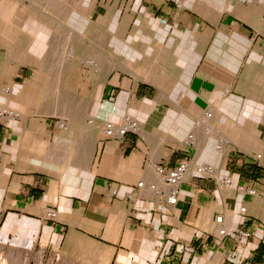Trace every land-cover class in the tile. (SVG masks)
<instances>
[{
  "label": "crops",
  "instance_id": "0c3cea01",
  "mask_svg": "<svg viewBox=\"0 0 264 264\" xmlns=\"http://www.w3.org/2000/svg\"><path fill=\"white\" fill-rule=\"evenodd\" d=\"M207 1L139 0L130 66L92 53L98 69L69 58L47 70L54 27L41 24V87L0 67V105L23 113L0 120L8 236L54 239L98 264H264V198L238 189L264 191V0ZM128 113L138 130L107 136ZM185 157L171 204L151 188L163 186L155 167ZM218 215L251 237L220 238Z\"/></svg>",
  "mask_w": 264,
  "mask_h": 264
},
{
  "label": "rangeland",
  "instance_id": "374dc122",
  "mask_svg": "<svg viewBox=\"0 0 264 264\" xmlns=\"http://www.w3.org/2000/svg\"><path fill=\"white\" fill-rule=\"evenodd\" d=\"M220 1L223 3L228 0ZM206 2L210 3L207 0ZM138 3L139 0H0V22L2 19L9 22L0 23V67L2 65L9 67L13 82L17 86L41 87L42 62L40 60L37 64L36 61V57L41 59V34H43L41 24L48 28L54 27L50 30L45 51L47 70L56 73L67 70L69 58L72 59L70 63L86 66L92 64L89 66L98 69L101 61L92 53L105 60L107 69L117 70L118 64L123 65L124 61L130 66L132 63L130 59H133L130 55H133L134 47L141 45L139 40L141 36L135 35L136 32L141 31L135 25L140 17L137 10ZM213 6H218V3ZM21 14L24 22L17 24L12 21L11 16ZM120 27L124 29L121 30ZM4 30L23 40L26 39V36H23L26 32L28 35H35L34 39L37 40L40 52H36L35 55L30 46H25L16 39L9 41L10 43L4 41L2 34ZM136 37H138L137 41H135ZM7 42L9 45L5 44ZM79 48L84 52L81 53ZM258 53L264 54V46ZM87 60L93 63H85L84 61ZM56 79L57 77L53 81ZM257 87L264 90V84H258ZM259 88L258 90H261ZM131 116L134 118L133 115ZM7 118L10 117H2L0 120ZM20 252L23 254L21 253L20 259L16 261V256ZM0 264L98 263H93L87 258L84 251L81 254L74 253L67 244L64 245L54 239L41 238L40 235L33 239L21 240L8 236L7 231L0 227Z\"/></svg>",
  "mask_w": 264,
  "mask_h": 264
},
{
  "label": "built area",
  "instance_id": "2783aa9c",
  "mask_svg": "<svg viewBox=\"0 0 264 264\" xmlns=\"http://www.w3.org/2000/svg\"><path fill=\"white\" fill-rule=\"evenodd\" d=\"M4 109H0V118L4 117H10L14 120H16L18 117H20L18 114H15L11 112V110H6L2 112ZM130 115H127L125 117V120L122 124L118 125L112 121H108L105 123L104 129L107 136H123L129 132H136L138 130V125L134 121V119H130L128 123L126 122L127 117ZM61 126L66 128V123H61ZM192 166V159L185 157L181 159L177 165L174 167H167L165 165H156L155 171L156 174L162 179L163 186L160 188H157L154 184L151 185V188L154 190H159V193L164 196L169 203L175 204L178 200V196L180 193V188L184 180L186 179L190 169ZM202 171L203 169L200 168ZM144 182L141 181L138 183V188L143 187ZM224 185L225 187H231L233 185L232 177L226 176L224 178ZM238 189L246 190L248 193L253 195H260L262 198H264V191H258L255 187H246L245 185H239ZM112 193L114 195L117 194V189H113ZM243 210H245L243 208ZM46 215L50 219H56L58 217V212L54 208H48L46 211ZM217 227H218V233L220 238H225L229 235L230 232L233 233V236L236 240H244L249 239L251 237V232L244 230V229H229V227L226 225L225 219L223 215H218L216 217Z\"/></svg>",
  "mask_w": 264,
  "mask_h": 264
},
{
  "label": "bare ground",
  "instance_id": "6f19581e",
  "mask_svg": "<svg viewBox=\"0 0 264 264\" xmlns=\"http://www.w3.org/2000/svg\"><path fill=\"white\" fill-rule=\"evenodd\" d=\"M58 1V0H57ZM61 3V2H60ZM228 4V3H227ZM226 4V5H227ZM61 6V5H60ZM57 7H58V4H57ZM232 8V7H231ZM61 9V8H60ZM11 19H12V21L13 22H15V23H17V24H19V23H22V22H24V18H23V15L21 14V15H13V16H11ZM0 23H3V24H8L9 22L6 20V19H2V21L0 22ZM10 31H6V30H4L3 32H2V34H3V40L4 41H12L13 39H16V40H18L19 42H22L25 46L27 45V46H30V49H31V51L32 52H34L35 53V55L37 54L36 52H40V50H39V47H37V40L36 39H34V36H31V35H28V33L26 32V34L24 33L23 34V36H26V39H18V37H16V36H13L12 34H11V32L9 33ZM17 33H19V31H17ZM32 34V33H31ZM5 43L6 45H9V43ZM18 43V42H17ZM67 47V46H66ZM77 48V47H76ZM27 49V48H26ZM79 50L81 51V53H83L84 52V50L82 49V48H79ZM33 53V54H34ZM33 57H36V56H34V55H32ZM37 59H36V61H38L37 62V64H39V61L40 60H38L39 59V57H36ZM85 63H87V64H89V63H93L92 61H84ZM41 64V63H40ZM69 65V64H68ZM89 65H92V64H89ZM7 91H9V92H11L12 91V87H8V89H7ZM13 92V91H12ZM17 107V106H16ZM4 109L2 112H4V111H6V110H11V112H13V113H15V114H18L19 116H21V115H23V113H22V111L21 110H19V109H11V108H9V107H5V106H0V109ZM9 108V109H8ZM23 252V251H22ZM22 252H20V253H18V255L16 256V261L18 260V259H20V257H21V255L24 253H22ZM22 253V254H21ZM28 254V253H27ZM19 256V257H18ZM40 256V255H39ZM41 257H39V259H40Z\"/></svg>",
  "mask_w": 264,
  "mask_h": 264
}]
</instances>
